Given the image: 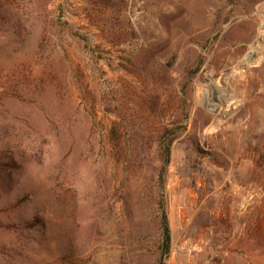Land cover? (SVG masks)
Here are the masks:
<instances>
[{
	"label": "rangeland",
	"instance_id": "374dc122",
	"mask_svg": "<svg viewBox=\"0 0 264 264\" xmlns=\"http://www.w3.org/2000/svg\"><path fill=\"white\" fill-rule=\"evenodd\" d=\"M171 258L264 264V0H0V264Z\"/></svg>",
	"mask_w": 264,
	"mask_h": 264
},
{
	"label": "trees",
	"instance_id": "16d2710c",
	"mask_svg": "<svg viewBox=\"0 0 264 264\" xmlns=\"http://www.w3.org/2000/svg\"><path fill=\"white\" fill-rule=\"evenodd\" d=\"M108 1V0H102ZM111 1V0H109ZM171 130L168 132H164L161 135L160 140V150H159V160L161 162V166L157 175V182H158V207H157V223H158V231H159V244H158V251H159V261L162 262L166 257L170 249V242H171V235H170V228L167 219V211H166V204L164 198V188H165V175L167 170V164L169 162L170 157V144L172 142V135L173 133ZM194 148L198 154H204L205 151L198 145L194 144Z\"/></svg>",
	"mask_w": 264,
	"mask_h": 264
},
{
	"label": "bare ground",
	"instance_id": "6f19581e",
	"mask_svg": "<svg viewBox=\"0 0 264 264\" xmlns=\"http://www.w3.org/2000/svg\"><path fill=\"white\" fill-rule=\"evenodd\" d=\"M248 54V53H247ZM242 62H244V61H242ZM247 62V61H246ZM212 82V81H211ZM225 97V96H224ZM204 99V98H203ZM170 264H174L173 263V258H171V262H170Z\"/></svg>",
	"mask_w": 264,
	"mask_h": 264
}]
</instances>
